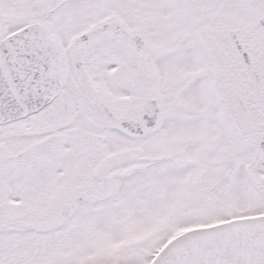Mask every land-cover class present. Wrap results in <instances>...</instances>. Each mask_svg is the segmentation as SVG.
<instances>
[{
	"label": "snow or ice",
	"instance_id": "1",
	"mask_svg": "<svg viewBox=\"0 0 264 264\" xmlns=\"http://www.w3.org/2000/svg\"><path fill=\"white\" fill-rule=\"evenodd\" d=\"M0 264H264V0H0Z\"/></svg>",
	"mask_w": 264,
	"mask_h": 264
}]
</instances>
